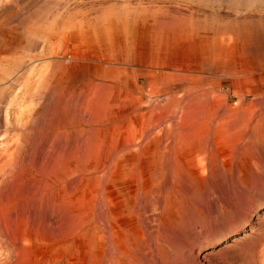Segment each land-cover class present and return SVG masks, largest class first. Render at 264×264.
Segmentation results:
<instances>
[{"label":"rangeland","instance_id":"374dc122","mask_svg":"<svg viewBox=\"0 0 264 264\" xmlns=\"http://www.w3.org/2000/svg\"><path fill=\"white\" fill-rule=\"evenodd\" d=\"M105 213L121 264H264V0H0V264H103Z\"/></svg>","mask_w":264,"mask_h":264},{"label":"bare ground","instance_id":"6f19581e","mask_svg":"<svg viewBox=\"0 0 264 264\" xmlns=\"http://www.w3.org/2000/svg\"><path fill=\"white\" fill-rule=\"evenodd\" d=\"M80 132H78V137H82L83 136V134L85 133V129H82L81 128V130H79ZM60 132H62V131H60ZM56 133V132H55ZM67 135V137L64 139L65 141H66V144H67V146L65 147V149H63V152H64V154L63 155H65V157H67L68 156V158L67 159H69V158H71V156H72V153H74L73 152V150L77 147V142L79 141V138H77V139H74V138H72V136L70 135V131L69 132H67L66 133ZM58 136H60V135H57L56 137H58ZM61 136H62V134H61ZM64 136V135H63ZM56 137H54V138H56ZM84 137V136H83ZM22 138H23V136H22ZM59 138H61V137H59ZM63 138V137H62ZM61 138V139H62ZM25 139H26V137H25ZM23 140H24V138H23ZM60 139H58V141H59ZM26 141L27 140H25V143H26ZM32 141V140H31ZM56 141H57V139H56ZM55 141V142H56ZM62 141V140H61ZM64 141V142H65ZM30 142V141H29ZM38 142V141H37ZM54 141H53V143H55ZM63 142V141H62ZM62 142H60V143H62ZM34 144V143H33ZM35 144H37V143H35ZM39 144H40V142H39ZM57 144V143H56ZM65 144V145H66ZM26 145H27V143H26ZM41 145V144H40ZM39 145V146H40ZM60 145V144H59ZM24 146H25V144H24ZM30 146H32V143H31V145ZM29 146V147H30ZM64 146V145H63ZM23 147V146H22ZM28 147V148H29ZM33 147V146H32ZM38 147V146H37ZM55 147V146H54ZM57 148H58V144H57V146H56ZM55 147V148H56ZM62 147V146H61ZM31 148V147H30ZM35 148V147H34ZM38 149V148H37ZM36 149V150H37ZM59 149H60V146H59ZM62 149V148H61ZM61 149H60V151H61ZM77 149V148H76ZM23 150V149H22ZM31 150V149H30ZM39 150V149H38ZM41 150V149H40ZM65 150V151H64ZM29 151V150H28ZM74 151H76V150H74ZM24 152V151H23ZM37 153H38V151H37ZM36 153V154H37ZM62 153V152H61ZM23 154V153H22ZM34 154V153H33ZM39 154H40V152H39ZM38 154V155H39ZM29 155V154H28ZM62 155V156H63ZM30 156V155H29ZM65 157H64V159H65ZM73 157V156H72ZM28 157L26 156V159H27ZM66 160V159H65ZM72 160V159H71ZM69 161V160H68ZM109 208V207H108ZM107 206H106V208H105V212H107ZM109 210V209H108ZM103 232H104V237H105V248H104V260H103V264H121V262H123L124 260H129V261H135L136 260V256H137V254H136V250H134L133 249V245L135 244H133L132 245V243H130V242H127V241H124V240H121L122 238H119L118 236H116L115 235V228L112 226V224L110 225V220H109V218H108V216H107V214L105 213V218H104V220H103ZM112 222V221H111ZM242 228V227H241ZM237 232V231H236ZM236 232H232V233H228L229 234V236L230 235H233V234H236ZM228 234L226 233V235L224 234V236H228ZM225 237V238H226ZM212 242H215V241H212ZM216 244V243H215ZM151 245V244H150ZM154 249V248H153ZM156 253H155V251H152L151 253H150V258L152 259V260H155L156 259Z\"/></svg>","mask_w":264,"mask_h":264}]
</instances>
